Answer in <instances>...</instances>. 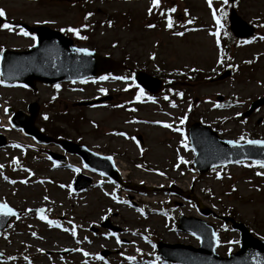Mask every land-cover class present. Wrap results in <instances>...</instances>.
<instances>
[{"label": "rangeland", "instance_id": "1", "mask_svg": "<svg viewBox=\"0 0 264 264\" xmlns=\"http://www.w3.org/2000/svg\"><path fill=\"white\" fill-rule=\"evenodd\" d=\"M159 2L161 7L180 9L174 18L183 23L176 27L171 20V28L167 21L157 23V7H152L151 0H0V9L11 18L65 30L81 31L79 25L89 21L85 15L92 13L89 18L96 26L90 39L80 38L81 45L118 59L126 57L131 65L168 78L160 93L143 94L140 99H136L140 89L132 70L116 72L106 80L59 84V89L38 84L37 92L0 84V132L9 140L0 149V201L22 211L46 207L44 213L12 220L0 233V251L6 254L0 264H176L161 259L156 245L159 241L199 245L198 237L177 228L182 214L204 217L216 226L220 254L238 249L240 232L217 215L203 216L198 199L218 215L231 211L264 238V175L259 174L264 167L240 162L203 174L193 171L195 152L185 129L186 124L201 121L228 139L244 141L242 135L264 139V106L242 117L252 101L264 96V0L233 4L257 30L248 39L233 40L232 59L235 64L251 57L260 60L252 69L241 68L240 73L234 69L232 76L215 82L208 75L227 67H223L217 43L224 25L217 9L223 0H214L211 8L208 0ZM34 41L24 35H0V47L24 48ZM195 69L198 72L192 80L187 76ZM108 93L114 96L109 102L79 105ZM50 99L55 102L47 107ZM30 101L40 102L46 112L36 119L38 126L113 156L126 172L128 188L89 169L76 155H68L67 162L59 165L46 151L37 149L61 150L38 145L14 128L7 110L8 106L23 108ZM80 173L91 176L94 183L87 190L75 191ZM107 218L121 230L101 227ZM103 250H109L107 256L100 255Z\"/></svg>", "mask_w": 264, "mask_h": 264}, {"label": "water", "instance_id": "2", "mask_svg": "<svg viewBox=\"0 0 264 264\" xmlns=\"http://www.w3.org/2000/svg\"><path fill=\"white\" fill-rule=\"evenodd\" d=\"M230 19L232 22L231 28L238 37H246L254 32V28L238 16L234 9L231 11ZM1 22L2 18H0ZM23 26L29 31L37 33V43L25 51L5 49L1 53V75L7 82L20 81L35 88L36 82L56 84L63 81H78L126 67L121 61L110 56L102 55L89 48L76 46L71 38L60 31L47 26L34 27L25 23H23ZM77 49H88L90 55L78 52ZM232 72L233 68L230 66L213 81L222 80L230 76ZM135 79L139 86L153 93H158L163 85L162 79L144 71H138ZM111 99L112 95H107L83 102L81 105H91ZM263 104L264 97L259 98L251 104L250 109L244 115H250ZM29 111L31 115H27L22 110L16 111L12 116V124L17 128H22L27 134L35 136L38 142L60 144L68 152L80 155L92 169L102 171L121 182L120 173L111 156L96 153L85 145L67 139H54L43 133L35 125V119L39 111L38 105L31 103ZM189 133L191 144L196 151L194 167L201 173L213 167L241 160L264 161V145H249L246 142H239L236 145L229 144V139L220 137L216 131L199 121L191 124ZM5 143V136L0 134V146ZM90 184L91 178L81 174L76 180V189H84ZM12 209L16 213L14 216L0 214V230L6 227L12 217L20 216V212L14 208ZM202 212L205 215L210 214L208 209H202ZM223 219L226 222L232 221L233 227L242 231V245L237 252L231 253L227 257L219 255L216 252L218 237L214 226L203 219L183 215L180 218L179 228L200 237V247L160 242L158 249L161 256L179 264H264V240L254 237L243 223L237 222L232 217H223ZM103 225L114 228L109 222ZM0 258H2L1 254Z\"/></svg>", "mask_w": 264, "mask_h": 264}, {"label": "snow or ice", "instance_id": "3", "mask_svg": "<svg viewBox=\"0 0 264 264\" xmlns=\"http://www.w3.org/2000/svg\"><path fill=\"white\" fill-rule=\"evenodd\" d=\"M229 2V0H223V4H227ZM151 4H152V7H157L159 5V0H151ZM208 4H209V7L211 8L212 7V0H208ZM152 7L149 8V14H151L152 12ZM168 11H174V9H169ZM221 13H223V8H221ZM92 13H87L85 15V20H87V18L89 16H91ZM5 16V11L3 9H0V18L4 17ZM213 17L216 19L217 21V24L219 25L220 21H219V18L216 16V13L213 12ZM109 26L111 25V21L108 22ZM82 27H87V25H82ZM148 27H154V25H148ZM167 27L171 28L172 27V22L171 20L169 19V22L167 24ZM0 28H3V29H7L9 31H12L13 30V26L9 23H2L0 24ZM61 31H65V29H61ZM67 31H70V32H73L77 35H79V31L77 28H68ZM19 33L24 35V36H29L31 35L29 32L25 31L23 28H20L19 29ZM177 35H182V33H176ZM213 35H216V33H213ZM81 39H86V37H80ZM32 39L35 40L36 37L34 35H32ZM261 39H264V37H261ZM247 42V41H245ZM217 43H219V40H217ZM76 51L78 52H82V53H85V54H89V50L88 49H77ZM109 77L108 76H100L99 79L100 80H106L108 79ZM116 79H127V77H116ZM86 82V81H85ZM3 81H0V84H2ZM25 87H27V85H25ZM60 85L57 84L55 85V88L59 89ZM101 92L105 91L104 89H100ZM143 95V89H140V91L137 93V96H136V99H140V97ZM182 95V94H180ZM149 99H152L151 97H149ZM165 99H167V97H165ZM174 106V105H173ZM7 111V110H6ZM46 118V117H45ZM181 123H183V119L180 121ZM156 123H159V122H156ZM165 127H171V125H167L165 124L164 125ZM176 131H182L181 129H176ZM120 135H124L123 133H120ZM240 140H244L247 144L249 145H264V140H251V139H245V137L242 135L240 137ZM239 140H236V141H228L229 144H233V145H236V144H239ZM16 147H19V145H16ZM109 159H111V157H109ZM183 159V158H181ZM236 163H240V161H236ZM255 163L257 164H260L261 167H264V161H255ZM0 167H3L2 165H0ZM260 175H264V173H259ZM161 175H163V173H161ZM217 175H219V173H217ZM14 183V181H13ZM61 187H64L63 185H61ZM115 198V197H113ZM45 199H47V197H45ZM38 213H42L44 211V209H39L37 210ZM139 211H142V210H139ZM0 214H3L5 216H14L16 213L14 212V210L8 206L7 203H0ZM40 219H46L45 216L43 215H40L39 217ZM51 223V222H50ZM72 234L75 235V230L73 229L72 231ZM35 235V234H33ZM114 235V234H113ZM215 235V234H214ZM217 242L219 243V241L217 240ZM119 243V241H118ZM229 244H232V243H239V241H229L228 242ZM82 251V250H81ZM85 255H88V253H84ZM102 259V258H101Z\"/></svg>", "mask_w": 264, "mask_h": 264}, {"label": "trees", "instance_id": "4", "mask_svg": "<svg viewBox=\"0 0 264 264\" xmlns=\"http://www.w3.org/2000/svg\"><path fill=\"white\" fill-rule=\"evenodd\" d=\"M222 43H223V47H222V56L224 57V58H226V59H230V55H231V49H230V46L224 41V40H222ZM121 59L123 60V61H125V62H127L128 61V59L126 58V57H121ZM131 62H133V60H131ZM128 65L129 66H131V64L130 63H128ZM242 65L245 67V68H250V69H252V68H254V66H255V62H254V60H252V59H248L247 61H244V62H242ZM136 67V66H135ZM191 78H194V77H191ZM190 78V79H191ZM46 128V127H45ZM44 128V129H45ZM45 130H47V128L45 129ZM58 133H61L60 131H55L53 134L54 135H58Z\"/></svg>", "mask_w": 264, "mask_h": 264}, {"label": "bare ground", "instance_id": "5", "mask_svg": "<svg viewBox=\"0 0 264 264\" xmlns=\"http://www.w3.org/2000/svg\"><path fill=\"white\" fill-rule=\"evenodd\" d=\"M119 169H120V171H121V173H122V175L124 176V178H125V174H126V172L124 171V170H122L121 169V167H119ZM86 251H88V249H85Z\"/></svg>", "mask_w": 264, "mask_h": 264}, {"label": "flooded vegetation", "instance_id": "6", "mask_svg": "<svg viewBox=\"0 0 264 264\" xmlns=\"http://www.w3.org/2000/svg\"><path fill=\"white\" fill-rule=\"evenodd\" d=\"M8 23L11 24V25H15L16 22H8Z\"/></svg>", "mask_w": 264, "mask_h": 264}]
</instances>
